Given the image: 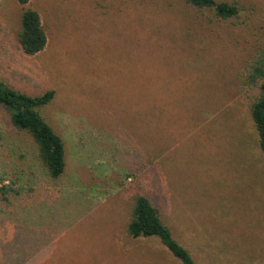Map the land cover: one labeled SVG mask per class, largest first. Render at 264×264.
I'll use <instances>...</instances> for the list:
<instances>
[{"label": "rangeland", "instance_id": "374dc122", "mask_svg": "<svg viewBox=\"0 0 264 264\" xmlns=\"http://www.w3.org/2000/svg\"><path fill=\"white\" fill-rule=\"evenodd\" d=\"M0 0V80L53 90L40 109L64 142L51 178L0 106V264H179L127 232L146 196L198 264H264V159L251 120L264 0ZM35 9L43 50L18 43Z\"/></svg>", "mask_w": 264, "mask_h": 264}, {"label": "trees", "instance_id": "16d2710c", "mask_svg": "<svg viewBox=\"0 0 264 264\" xmlns=\"http://www.w3.org/2000/svg\"><path fill=\"white\" fill-rule=\"evenodd\" d=\"M18 1L21 5L28 2ZM184 1L198 8H212L220 18H229L238 12L234 4L217 3L215 0ZM20 25L18 43L22 51L26 55H34L43 50L47 37L39 13L35 9L23 7ZM247 80L251 84H258V94L251 103L250 115L264 159V50L252 66ZM53 96V90L31 95L11 88L0 80V106L9 114V121L14 128L30 134L37 145L38 157L47 174L55 179L60 177L65 169L64 142L40 114V109L51 102ZM19 193L20 190L14 186V182H0V196L4 200L8 199V194ZM127 232L133 238H157L179 264H198L190 250L173 236L171 228L162 221L157 208L144 195L138 194L134 199Z\"/></svg>", "mask_w": 264, "mask_h": 264}]
</instances>
